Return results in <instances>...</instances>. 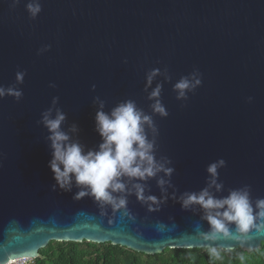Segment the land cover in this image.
<instances>
[{
    "label": "water",
    "instance_id": "water-1",
    "mask_svg": "<svg viewBox=\"0 0 264 264\" xmlns=\"http://www.w3.org/2000/svg\"><path fill=\"white\" fill-rule=\"evenodd\" d=\"M41 3V13L30 21L24 0L14 10L0 0V85L11 84L17 70L27 73L23 99L0 100V230L12 218L27 223L56 209L66 226L91 228L73 222L78 211L94 212L90 201L74 203L69 194L49 191L47 132L36 122L58 96L81 141L93 147L99 141L93 96L108 108L131 98L146 109L144 72L152 68L167 67L173 83L194 67L202 73L201 87L183 108L171 83L164 85L169 116L156 121L178 188L199 190L207 164L223 158L226 188L247 183L254 197H264V0ZM46 44L50 51L37 56ZM136 211L143 216L138 206ZM167 216L175 217L181 231H190L196 219L171 204L159 218ZM145 234L152 235L147 226Z\"/></svg>",
    "mask_w": 264,
    "mask_h": 264
},
{
    "label": "clouds",
    "instance_id": "clouds-1",
    "mask_svg": "<svg viewBox=\"0 0 264 264\" xmlns=\"http://www.w3.org/2000/svg\"><path fill=\"white\" fill-rule=\"evenodd\" d=\"M6 2L14 10L22 0ZM24 10L30 21L35 20L42 11L41 0H24ZM50 49L51 44L43 45L36 55ZM122 63L127 64V59ZM26 74L17 70L11 84L0 85V100L10 98L19 103ZM169 83L183 108L201 87L202 73L194 67L173 83L167 67L145 71L142 91L146 109L131 98L108 108L106 100L93 96V130L99 138L93 147L81 141L78 125L68 122L58 106L59 97H52L36 122L47 132L49 191L69 194L74 203L90 201L94 212L78 211L73 222L85 229L91 224V228L81 232L66 226L59 219V209L45 217H32L27 223L12 218L0 230V264H35L41 249L50 242L119 247L145 258L158 257L170 249L184 253L181 259L190 260L198 250L208 264H245L264 258V197H254L247 183L226 188L220 179L227 166L223 158L207 164L199 190L181 191L175 184L174 161L161 150L156 122L169 116L162 99L164 85ZM48 87L55 89L56 84L50 82ZM90 91H96L95 84ZM251 100L249 97L247 102ZM169 204L196 218L190 231L179 230L174 216L159 218ZM136 206L143 210V216ZM145 226L151 237L145 234Z\"/></svg>",
    "mask_w": 264,
    "mask_h": 264
},
{
    "label": "trees",
    "instance_id": "trees-1",
    "mask_svg": "<svg viewBox=\"0 0 264 264\" xmlns=\"http://www.w3.org/2000/svg\"><path fill=\"white\" fill-rule=\"evenodd\" d=\"M183 255L185 254L173 250H164L158 257L145 258L119 247L62 245L50 242L47 247L41 249L40 258L35 264H208L198 250L191 254L193 259H181ZM223 264L229 262L225 261ZM231 264H240V262L232 261ZM245 264H264V258H253Z\"/></svg>",
    "mask_w": 264,
    "mask_h": 264
}]
</instances>
